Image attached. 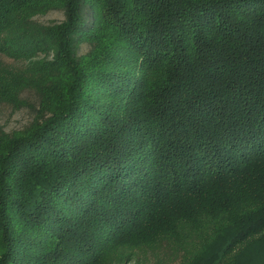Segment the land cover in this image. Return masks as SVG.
Segmentation results:
<instances>
[{
  "label": "trees",
  "instance_id": "obj_1",
  "mask_svg": "<svg viewBox=\"0 0 264 264\" xmlns=\"http://www.w3.org/2000/svg\"><path fill=\"white\" fill-rule=\"evenodd\" d=\"M2 56L0 105L39 102L0 264H264V0H0Z\"/></svg>",
  "mask_w": 264,
  "mask_h": 264
},
{
  "label": "rangeland",
  "instance_id": "obj_2",
  "mask_svg": "<svg viewBox=\"0 0 264 264\" xmlns=\"http://www.w3.org/2000/svg\"><path fill=\"white\" fill-rule=\"evenodd\" d=\"M37 20L42 24H54L60 23L64 20V13L62 11H52L45 16L37 18ZM89 51V47L83 44L80 47L79 54L85 55ZM0 60L9 65L10 67L20 68L21 65L15 61L7 58L0 57ZM22 104L19 106L11 105H0V130L6 133H13L16 131H22L26 129L37 117L38 109V97L35 93L27 91L20 96ZM172 258L165 254H160L159 256H151L148 261L143 259L139 262H129V264H179L178 262H172Z\"/></svg>",
  "mask_w": 264,
  "mask_h": 264
}]
</instances>
